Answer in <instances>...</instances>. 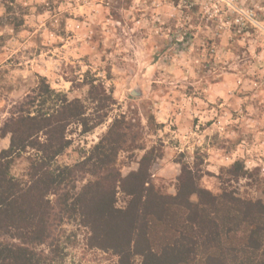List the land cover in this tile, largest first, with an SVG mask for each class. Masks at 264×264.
Here are the masks:
<instances>
[{
    "label": "rangeland",
    "instance_id": "374dc122",
    "mask_svg": "<svg viewBox=\"0 0 264 264\" xmlns=\"http://www.w3.org/2000/svg\"><path fill=\"white\" fill-rule=\"evenodd\" d=\"M64 98L80 101L89 125L103 119L90 131L67 126L52 171L76 167L116 125L122 177L148 152L163 192L174 194L189 169L214 195L264 204V0H0V151L16 111H51ZM32 151L11 163L18 181L29 179ZM75 175L76 189L91 178ZM126 200L118 190L116 207ZM78 220L64 215L51 239L31 246L43 263L116 260Z\"/></svg>",
    "mask_w": 264,
    "mask_h": 264
},
{
    "label": "trees",
    "instance_id": "16d2710c",
    "mask_svg": "<svg viewBox=\"0 0 264 264\" xmlns=\"http://www.w3.org/2000/svg\"><path fill=\"white\" fill-rule=\"evenodd\" d=\"M16 113L5 123L9 146L0 151V233L14 239L0 240V264H45L32 247L51 239L64 215L88 228L91 246L117 257L111 264H264L261 201L226 190L214 195L199 187L189 169L177 179L174 194L163 192L150 177L148 152L122 177L115 152L123 134L116 125L76 167L56 165L54 172L49 165L69 143L67 126L79 123L90 131L103 118L89 125L80 101L66 98L51 111ZM28 148L29 179L18 181L11 163ZM76 168L91 177L78 189ZM118 190L127 197L122 208L115 205Z\"/></svg>",
    "mask_w": 264,
    "mask_h": 264
}]
</instances>
